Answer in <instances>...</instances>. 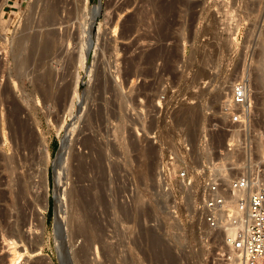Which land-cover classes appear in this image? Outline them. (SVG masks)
I'll list each match as a JSON object with an SVG mask.
<instances>
[{
    "label": "rangeland",
    "instance_id": "rangeland-1",
    "mask_svg": "<svg viewBox=\"0 0 264 264\" xmlns=\"http://www.w3.org/2000/svg\"><path fill=\"white\" fill-rule=\"evenodd\" d=\"M30 1L0 7V161H15L11 176L0 168V264L9 263L14 248L18 264H61L55 240L64 245L65 264H82L88 241V264H229L218 259L217 250L227 252L223 242H205L208 233L191 223L189 201L160 189L157 170L184 138L197 160L205 159L203 134L209 154L233 163L230 175L253 172L243 164L246 155L262 160L254 137L264 139V0H99L100 30L88 65L81 54L97 0H54L61 23L38 29L33 22L28 32L55 27L60 41L50 59L39 62L36 53L24 67L15 39L26 31ZM239 79L252 102L246 131L221 113ZM76 86L82 102L71 109ZM67 126L55 230L61 201L54 159ZM228 141L252 145L251 153H228ZM74 214L85 218L87 232L73 234ZM152 233L170 250L156 254Z\"/></svg>",
    "mask_w": 264,
    "mask_h": 264
},
{
    "label": "built area",
    "instance_id": "built-area-1",
    "mask_svg": "<svg viewBox=\"0 0 264 264\" xmlns=\"http://www.w3.org/2000/svg\"><path fill=\"white\" fill-rule=\"evenodd\" d=\"M251 107L246 82L239 79L222 103L221 113L228 117L230 123H237L242 127L240 130L246 131ZM209 138L208 134L201 138L200 152L205 153V159L201 161L197 160L186 138L181 139L174 149L167 150L157 170L158 185L163 192H172L180 202L189 201L191 223L203 233H208L205 242L210 244V240L215 242L218 239L223 242L227 252L217 250L219 260L230 261L232 258L228 251L231 250L236 264H264L262 169L253 174L246 169L230 175L226 168L233 163L209 154ZM248 147L251 149L252 145ZM246 149V145L234 141L226 143L227 152L233 154ZM243 164L248 168L245 156ZM228 230L232 235H227Z\"/></svg>",
    "mask_w": 264,
    "mask_h": 264
},
{
    "label": "bare ground",
    "instance_id": "bare-ground-1",
    "mask_svg": "<svg viewBox=\"0 0 264 264\" xmlns=\"http://www.w3.org/2000/svg\"><path fill=\"white\" fill-rule=\"evenodd\" d=\"M86 1H88V0H86ZM7 2V0H1L0 1V7L2 6V5H4L5 3ZM31 2V1H30ZM59 4V2H57V1H54V0H32V2L30 3V4H28V8H27V10H26V19L28 18V20L26 21L25 19V21L27 22V26H26V31L24 32L23 30V32L24 33H20L19 35H18V37L15 39V40H17L16 41V47L20 50L19 52H21V50L22 51H24V54L22 55V56H24V61H20V63L22 64V65H25L24 67H26V65H27V62L28 61H30L31 60V58L34 56V54H36V53H38L37 54V56L39 55V58L38 59H40L39 60V62L41 61V60H45V59H48V57L50 56V54H51V52H52V49L56 46V44L60 41V38H61V36H59L58 34V31H57V28L55 29V27H52V28H48V29H46V30H44L43 29V31H39V32H35V30H34V32L35 33H29L28 32V30L29 29H31L30 27H31V25H32V23L34 22V24L35 25H37V28H38V26L41 28H43V26H47V25H54L55 23H57V22H59V23H61L60 22V19L58 20V12H59V8H60V6L58 5ZM84 6V5H83ZM86 6H84L83 8H85ZM88 7V6H87ZM86 7V8H87ZM100 8H101V2L99 1V0H97V2L94 4V5H92L91 6V8H90V10H89V15H90V17H89V20H88V22H89V28H88V32L91 34L90 35V39H89V43L87 44V45H89L88 46V49L86 50V55H84L83 53L81 54V63H82V61H83V64H84V62H86L87 63V65L88 64H90L91 63V60H92V58H93V53H94V51H95V43H94V32H96L98 29H99V27H100V23L98 24L97 23V20H96V14L98 13V11H100ZM87 9H89V8H87ZM88 11V10H87ZM109 11V10H108ZM84 13V12H83ZM108 13V12H107ZM81 14H82V12H81ZM84 14H87V12L86 13H84ZM88 15V16H89ZM82 16H83V14H82ZM87 16V15H86ZM12 18V17H11ZM63 20V19H62ZM86 21V20H85ZM25 22V23H26ZM87 22V23H88ZM24 23V24H25ZM67 25V24H66ZM50 27V26H49ZM58 27V26H57ZM86 27V26H85ZM24 28V27H23ZM36 28V27H35ZM36 28V29H37ZM87 28V27H86ZM39 29V28H38ZM41 30V29H40ZM80 30V29H79ZM85 28H84V31H83V29H82V32L85 34ZM100 30V29H99ZM21 31V32H22ZM33 32V31H32ZM82 33V34H83ZM98 34V33H97ZM77 36V35H76ZM59 40V41H58ZM62 40H64V36H62ZM67 40V39H66ZM96 40V39H95ZM65 42V41H64ZM64 42H63V44H64ZM84 42V41H83ZM62 44V43H61ZM83 44V43H82ZM66 45V44H65ZM58 46L59 45H57V47L56 48H58ZM62 46V45H61ZM72 46V45H71ZM70 46V47H71ZM60 47V46H59ZM60 49H62L61 50V53H62V56H63V46L62 47H60ZM79 49V48H78ZM59 50V49H58ZM11 51V50H10ZM15 51V50H14ZM17 51V50H16ZM16 51H15V53H16ZM55 51H57V50H55ZM60 51H58V53H59ZM80 52V51H79ZM18 53V52H17ZM22 53V52H21ZM57 54V53H56ZM60 54V53H59ZM16 55V54H15ZM17 56H18V54H17ZM54 56V55H53ZM61 56V57H62ZM65 56V55H64ZM56 57L58 58V55H56ZM60 57V56H59ZM16 58V57H15ZM35 58V57H34ZM51 57H49V59H50ZM54 58H55V56H54ZM80 58V57H79ZM13 59V58H12ZM19 59V58H18ZM84 59H85V61H84ZM59 60V59H58ZM15 61V60H14ZM17 61V60H16ZM37 61V60H36ZM33 62V61H32ZM31 61H30V63H32ZM45 62V61H44ZM29 63V62H28ZM15 64V63H14ZM37 64V63H36ZM82 64V65H83ZM5 65V64H4ZM29 65V64H28ZM33 65V64H32ZM18 66V65H17ZM30 66V65H29ZM28 66V67H29ZM37 66H39V65H37ZM45 66V65H44ZM84 66V65H83ZM2 67V66H1ZM0 67V68H1ZM27 67V68H28ZM3 68V67H2ZM26 68V69H27ZM40 68V67H39ZM48 67L46 66V68H44V69H47ZM89 68V67H88ZM92 68V67H91ZM43 69V68H42ZM24 71V70H23ZM28 71V70H27ZM29 72V71H28ZM27 72V73H28ZM40 72H42L41 70H40ZM42 73H44V72H42ZM47 72H45V74H46ZM262 73H263V71H262ZM262 73H261V75H262ZM41 74V73H40ZM86 74H88V72H86ZM42 75V74H41ZM41 75H40V77H41ZM90 75V74H89ZM259 75V74H258ZM55 76V75H54ZM38 77H39V75H38ZM44 77L45 78H47V76L46 75H44ZM53 78V77H52ZM45 80V79H44ZM78 80V79H77ZM48 81V80H47ZM81 82V81H80ZM236 84V83H235ZM235 84H234V86H233V89H234V87H235ZM44 85V84H43ZM46 86V85H45ZM49 87V86H48ZM68 87H70V84L69 85H67V87L66 88H68ZM247 87V86H246ZM48 89V88H47ZM52 89V88H51ZM69 90V89H68ZM49 95V94H48ZM74 95H75V97L71 100V102H70V108L72 109L74 106H78V108L80 107V104H81V102H82V88H81V86L80 87H75V89H74ZM76 97H77V100H76ZM79 111V110H78ZM185 112V111H184ZM184 116H186V115H184ZM187 116H188V114H187ZM186 119V118H185ZM72 125L73 126H75L74 124H71V127H72ZM68 128V130H66V132L68 133V136H69V131H70V126H67ZM258 133V132H257ZM253 134V133H252ZM13 135V134H12ZM257 135V134H256ZM252 137V136H251ZM69 138V137H68ZM68 138L65 140V142H64V144H63V146H62V148H61V151H60V157L61 156H63V154L66 152V150H67V146H68V144H69V142H68ZM253 138V137H252ZM255 139L254 140H256V143H254V144H256V147L258 148V150L261 152V157L262 158H260V159H262V160H260L259 162H254V159H253V157H252V153L250 152L251 151V149H249V147H247V149L246 150H248V152H250L251 153V156L250 157H247V155L245 156V158H246V161H248V168H250L251 170H253V172H252V174L253 173H257L258 172V170H261L262 169V171H261V174L262 175H260V178H264V139H262L259 135L257 136V138L256 137H254ZM16 139V138H15ZM250 139V138H249ZM18 145V144H17ZM136 145V144H135ZM144 148V147H143ZM20 149V148H19ZM141 149V148H140ZM147 150V149H146ZM144 151V150H143ZM142 151V152H143ZM147 152V151H146ZM228 153H230V152H228ZM11 154V153H10ZM14 154V153H13ZM248 155H249V153H247ZM7 156V155H6ZM33 156V155H32ZM260 157V156H259ZM7 158V157H6ZM15 158V157H14ZM3 159V158H2ZM8 159V158H7ZM7 159H4L3 161H0V168L2 167L3 168V170L4 169H6L8 172L7 173H9V175L11 176L12 175V173H13V171H14V165H13V161L14 160H12L11 159V156H10V159L9 160H7ZM16 159V158H15ZM19 160H21V159H19ZM25 160V159H24ZM55 160V159H54ZM59 160V159H58ZM58 160H56V164H55V174H56V193H58L57 194V200L59 201H61V207H59V208H57V211H56V214H57V216H56V219L59 221V219H60V214H61V211H62V205H63V197H62V194H60V187H61V182H62V179H63V177H62V164L58 161ZM263 163V165H261V164H259V163ZM14 163H15V161H14ZM53 165H54V162H53ZM17 166V165H16ZM65 168V167H64ZM75 168V167H74ZM1 170V169H0ZM77 171V170H76ZM223 171V170H222ZM6 172V171H5ZM3 175V174H2ZM9 175H8V177H9ZM14 177H15V175H14ZM13 177V178H14ZM7 178V177H6ZM11 178V177H10ZM12 178V179H13ZM33 178V177H32ZM15 179H16V177H15ZM10 180V179H9ZM34 180V179H33ZM15 181V180H14ZM10 182V181H9ZM20 182H21V180H20ZM11 183V182H10ZM34 183V182H33ZM9 186V185H8ZM11 186V185H10ZM13 187H15V186H13ZM32 187V186H31ZM38 187H39V185H38ZM9 188V187H8ZM17 188V187H16ZM22 188V187H21ZM4 189V188H3ZM19 189V188H18ZM9 190H10V188H9ZM24 190V189H23ZM22 189H21V191H23ZM57 190H58V192H57ZM20 191V190H19ZM45 191V190H44ZM8 192H11V191H8ZM16 192V191H15ZM15 192H14V194H15ZM42 192V191H41ZM1 193H2V191H1ZM21 193V192H20ZM33 194V193H32ZM3 195V194H2ZM16 195V194H15ZM18 196V195H17ZM16 196V197H17ZM20 196V195H19ZM9 197H11V196H9ZM13 197H14V195H13ZM4 198V197H3ZM5 198H6V196H5ZM11 199V198H10ZM17 199V198H16ZM19 200V199H18ZM9 201V200H8ZM46 201V200H45ZM10 202V201H9ZM15 205V204H14ZM13 205V206H14ZM41 205V204H40ZM4 206V205H3ZM7 206V205H6ZM38 207V206H37ZM39 208V207H38ZM46 208V204L44 205V207H43V211H41V215H42V217H41V220L43 219L44 220V209ZM42 209V208H41ZM3 210H6V209H4L3 208ZM2 210V211H3ZM3 212H5V211H3ZM25 212V211H24ZM9 213V212H8ZM23 215V214H22ZM76 215V216H75ZM12 217V216H11ZM22 217H24V216H22ZM25 218V217H24ZM71 218V217H70ZM69 218V219H70ZM77 218H79V217H77V214H74L73 215V220H76ZM129 218V217H128ZM140 218V217H139ZM27 219V218H26ZM80 219V218H79ZM85 218H83V222H81L80 220H78V222H77V225L78 226H75L76 228H75V230H74V235H77V234H80V233H84V231H86V225L87 224H84V220ZM16 221V220H15ZM22 221V220H21ZM20 221V222H21ZM1 222V221H0ZM73 222H75V221H73ZM10 223V222H9ZM11 223H14L13 221L11 222ZM18 224V223H17ZM34 224V223H33ZM75 224V223H74ZM15 225V224H14ZM32 225V224H31ZM140 225V224H139ZM144 226V225H143ZM142 226V227H143ZM33 227V226H32ZM20 228V227H19ZM19 228H17V229H19ZM22 228V227H21ZM10 230V229H9ZM29 231H30V234H32V233H34V229L32 228L31 229V227L28 229ZM34 230V231H33ZM38 230V229H37ZM88 230V229H87ZM16 230H11L10 231V233H12V234H15L16 232H15ZM15 232V233H14ZM87 232V231H86ZM85 232V233H86ZM143 232V231H142ZM153 232V231H152ZM231 230H228L227 231V235H232L231 234ZM36 233H38V232H36ZM11 234V235H12ZM17 234H18V232H17ZM24 234V233H23ZM22 234V235H23ZM87 234V233H86ZM10 235V234H9ZM16 235V234H15ZM21 235V234H20ZM21 235V236H22ZM26 235V234H25ZM33 235V234H32ZM88 235V234H87ZM6 236V235H5ZM14 236V235H13ZM12 236V237H13ZM24 236V235H23ZM22 236V237H23ZM28 236V235H27ZM27 236H25V237H27ZM39 236V235H38ZM139 236V235H138ZM151 237H150V239H151V241H150V244H151V242H152V248H154L155 250H156V254H158V255H161V254H164L167 250H170V249H168L167 248V250H166V248L165 247H162L164 244L162 243L163 242V239L161 238V236H159V235H157V234H155V233H152L151 235H150ZM35 237V236H34ZM72 237H74L73 235H72ZM31 238V237H30ZM136 238V237H135ZM15 239V238H14ZM14 239H11V240H14ZM41 239V238H40ZM89 239V238H88ZM34 240V239H33ZM140 240V239H139ZM38 241H39V239H38ZM37 241V242H38ZM135 241V240H134ZM149 241V240H148ZM27 242V241H26ZM33 242V241H32ZM40 242V241H39ZM14 243H15V240H14ZM136 243V242H135ZM143 243V242H142ZM10 244V243H9ZM140 244V243H139ZM149 244V245H150ZM163 244V245H162ZM15 245V244H14ZM55 245H56V247H57V249L60 251V253L63 255V250H64V245L59 241V242H57L56 240H55ZM83 245V244H82ZM142 245V244H141ZM90 246H89V241L84 245V246H82V248L80 249V254H79V258L81 259L80 260V262L82 263V264H88V261H87V256H86V254L88 253V248H89ZM150 247H151V245H150ZM165 249V250H164ZM165 251V252H164ZM12 254H13V256L12 257H10V259H9V263L8 264H18V258H19V256L21 255L20 253L18 254V252L16 251V249L14 248L13 250H12ZM141 252V251H140ZM164 252V253H163ZM229 253H230V255H231V260L232 261H228L229 262V264H230V262H231V264H236V258L232 255V253L234 254V252L233 251H228ZM168 253V252H167ZM86 256V257H85ZM137 256V255H136ZM145 256V255H144ZM163 256V255H162ZM159 257V256H158ZM87 258V259H86ZM128 258V257H127ZM131 258V257H130ZM137 259V258H136ZM142 259V258H141ZM133 259H131V261H132ZM135 263H137V262H135ZM143 263V262H142ZM128 264V263H127ZM144 264V263H143Z\"/></svg>",
    "mask_w": 264,
    "mask_h": 264
},
{
    "label": "water",
    "instance_id": "water-1",
    "mask_svg": "<svg viewBox=\"0 0 264 264\" xmlns=\"http://www.w3.org/2000/svg\"><path fill=\"white\" fill-rule=\"evenodd\" d=\"M95 3H96V2H95ZM98 13H99V11H98ZM98 13L96 14V17H97V15H98ZM67 138H68V133L66 132V133L63 135L62 139L60 140L59 147H58V150H57V153H56V156H55V160H58V159L60 158V151H61V148H62V146H63V144H64V142H65V140H66ZM59 226H60V225H59V222H58V220L56 219L55 230H58ZM57 252H58V258H59L60 263H61V264H65V261H64V258L62 257V254L60 253L59 250H57Z\"/></svg>",
    "mask_w": 264,
    "mask_h": 264
}]
</instances>
